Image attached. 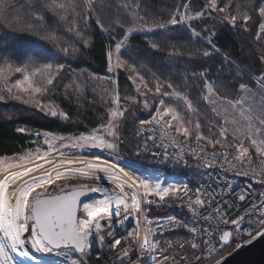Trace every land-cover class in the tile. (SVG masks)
I'll return each instance as SVG.
<instances>
[{"label":"snow or ice","instance_id":"6c2138e0","mask_svg":"<svg viewBox=\"0 0 264 264\" xmlns=\"http://www.w3.org/2000/svg\"><path fill=\"white\" fill-rule=\"evenodd\" d=\"M153 2L0 0V124L57 125L0 154V264H225L264 238V0ZM98 39L102 76L80 68ZM169 163L191 175H151ZM170 204L182 218L150 215Z\"/></svg>","mask_w":264,"mask_h":264},{"label":"trees","instance_id":"16d2710c","mask_svg":"<svg viewBox=\"0 0 264 264\" xmlns=\"http://www.w3.org/2000/svg\"><path fill=\"white\" fill-rule=\"evenodd\" d=\"M164 0H154L153 6L159 9ZM147 38L141 34H133L129 40V44L132 48L129 49L131 52L133 49H140L141 51L135 53L136 55H145L143 49L146 48L145 40ZM217 43L222 48V50H230L234 54V59L237 63L241 61H246L248 56L247 44H244L245 53L241 54V37L234 35L230 32L224 31L217 37ZM85 57L89 63L80 65L81 69L91 72L92 74L101 75L105 72L106 66L103 63L102 47L99 39L96 41L95 49L92 52H86ZM16 102H9V107H11ZM5 105L0 104V109H4ZM91 115V114H90ZM17 125L27 126L32 131H44V130H56L57 125L55 122H47L42 120L39 115L30 116L29 118H21L16 120L15 123L0 124V154H19L27 147V141L21 134L14 131ZM67 134V133H62ZM130 154L126 152V156Z\"/></svg>","mask_w":264,"mask_h":264},{"label":"built area","instance_id":"2783aa9c","mask_svg":"<svg viewBox=\"0 0 264 264\" xmlns=\"http://www.w3.org/2000/svg\"><path fill=\"white\" fill-rule=\"evenodd\" d=\"M256 166L259 167L260 166V162L257 161L256 162ZM229 180H232L233 177L232 175L230 174L229 177H228ZM250 182V178H244V177H240L238 178V181H237V191H239V188L240 187H243L245 185H247L248 183ZM166 214H172V215H175L177 218H182L183 215H184V212H182V210H180L178 207H176L174 204H170L166 207H161V208H157L155 205L152 207V209L150 210V215L152 217H163L165 216ZM178 232H182L184 231L182 228L181 229H178L177 230ZM177 238L175 235H166L165 236V239H175ZM244 239H249V237L245 236L243 239L241 240H238V241H234L233 242V247H234V244L236 242H239L241 244H243L244 242ZM106 247L105 246V250H106ZM233 252V248H228L226 249L225 251L221 252L220 255L221 256H226L228 255L229 253ZM44 255H54V258L57 259V262L58 264H62V260L64 259L63 257H58L56 256L55 253H52V254H44ZM219 258V257H218ZM93 259H95V256L93 257Z\"/></svg>","mask_w":264,"mask_h":264},{"label":"rangeland","instance_id":"374dc122","mask_svg":"<svg viewBox=\"0 0 264 264\" xmlns=\"http://www.w3.org/2000/svg\"><path fill=\"white\" fill-rule=\"evenodd\" d=\"M107 87H108L107 82L104 79H100L96 81L94 84V88L97 94H103ZM33 147H35V145H33ZM26 150L27 147L24 150H22V152ZM22 152L16 155H20L22 154ZM124 155L126 156V152L124 153ZM157 172L162 176L165 182L185 179L191 175L188 169L179 165L173 166L171 163L163 164L162 166L157 164H152L151 175L155 176ZM86 183H91V181H87Z\"/></svg>","mask_w":264,"mask_h":264},{"label":"water","instance_id":"95a60500","mask_svg":"<svg viewBox=\"0 0 264 264\" xmlns=\"http://www.w3.org/2000/svg\"><path fill=\"white\" fill-rule=\"evenodd\" d=\"M224 257H226L225 264H264V238H258L252 244Z\"/></svg>","mask_w":264,"mask_h":264},{"label":"bare ground","instance_id":"6f19581e","mask_svg":"<svg viewBox=\"0 0 264 264\" xmlns=\"http://www.w3.org/2000/svg\"><path fill=\"white\" fill-rule=\"evenodd\" d=\"M89 158H92V157H89ZM13 170H14V169H13ZM0 178H2V176H0ZM91 183H92V182H91ZM10 187H11V185H10ZM98 196H99V194L96 195V197H98ZM35 255H36L37 257H40V258L45 259V260H52V261L56 262V264H58L57 259L54 258V255H49V256H47V255H41V254H39V253H36ZM19 259H20V258L17 257V260H19Z\"/></svg>","mask_w":264,"mask_h":264}]
</instances>
